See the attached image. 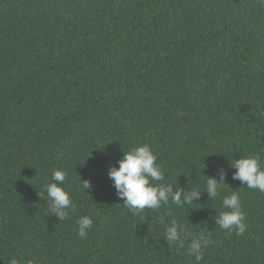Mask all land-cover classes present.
<instances>
[{"label": "trees", "instance_id": "1", "mask_svg": "<svg viewBox=\"0 0 264 264\" xmlns=\"http://www.w3.org/2000/svg\"><path fill=\"white\" fill-rule=\"evenodd\" d=\"M144 144L164 174L153 184L200 198L124 207L107 172ZM250 154L264 167V0H0V264H197L201 233L199 264H264V193L230 167ZM56 169L76 204L61 221L44 190ZM233 191L239 236L214 220ZM172 219L184 248L163 236Z\"/></svg>", "mask_w": 264, "mask_h": 264}, {"label": "clouds", "instance_id": "2", "mask_svg": "<svg viewBox=\"0 0 264 264\" xmlns=\"http://www.w3.org/2000/svg\"><path fill=\"white\" fill-rule=\"evenodd\" d=\"M157 157L152 148L147 145L137 146L128 152H124L123 157L118 161V167L110 166L107 172L108 177L113 181V186L117 195L123 200V205L134 215H139L145 208L158 210L169 202L177 206L192 204L198 200L202 191L180 189L173 191L171 185L164 183L153 184L152 181H163L164 174L162 168L156 163ZM262 157L259 154L242 156L233 159L230 167L234 168L233 179L239 180L242 185L249 189H255L264 193V167L261 163ZM67 177L64 170H53L51 181L45 186L47 193V203L50 207L49 214H55L59 220L66 219L76 208L75 202L71 199L62 185ZM205 187L210 199L220 195V188L226 179L225 170H220L219 178L206 176ZM83 190L91 188L88 180L81 181ZM222 208L224 209L214 219L216 225L227 230L229 234L242 235L248 228L246 215L242 211L240 196L236 191L222 198ZM163 222V218H161ZM77 235L80 238H87L88 231L93 226L90 216H82L76 221ZM169 247H185V240L190 233L186 226L176 219L168 222L163 235ZM212 241L203 233L193 236L188 244L187 254L193 256L197 264L203 259L204 250ZM10 264H21L20 259L13 258ZM27 264H35L29 260Z\"/></svg>", "mask_w": 264, "mask_h": 264}]
</instances>
